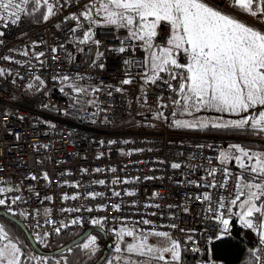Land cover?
Here are the masks:
<instances>
[{
	"label": "built area",
	"instance_id": "2783aa9c",
	"mask_svg": "<svg viewBox=\"0 0 264 264\" xmlns=\"http://www.w3.org/2000/svg\"><path fill=\"white\" fill-rule=\"evenodd\" d=\"M90 2L69 0L48 21L31 23L21 17L15 25L0 26V187L13 189L0 198L9 204L20 197L11 205L15 215L6 206L0 210L18 217L39 246L95 226L135 227L167 232L199 264H219L208 254L222 225L209 208L215 209L221 196L236 194L240 168L217 159L225 143L236 140L171 130L179 113L171 115L168 98L176 94L160 80L145 83L147 53L138 41L127 42L126 29L93 25L92 39L99 45L80 42L89 22L81 17L77 28L76 21L66 18L79 16ZM161 27L166 37L168 26ZM157 43L163 41L158 37ZM120 47L126 51L119 52ZM125 79L132 83L123 84ZM171 83L178 87L179 80ZM160 111L167 120L154 118ZM173 163L181 167L174 169ZM225 168L231 175L220 187ZM210 169L216 170L214 177ZM210 181L215 188L206 186ZM205 192L212 195L211 205L197 199ZM89 193L99 195L93 199ZM117 204L119 211L113 209ZM74 219L79 223L73 224ZM92 219L102 223L94 225ZM144 219L152 223L144 225Z\"/></svg>",
	"mask_w": 264,
	"mask_h": 264
},
{
	"label": "snow or ice",
	"instance_id": "6c2138e0",
	"mask_svg": "<svg viewBox=\"0 0 264 264\" xmlns=\"http://www.w3.org/2000/svg\"><path fill=\"white\" fill-rule=\"evenodd\" d=\"M68 3L69 0H63V4L61 0H0V26L15 25L21 20L22 15H32L41 12L42 9V18L48 21ZM227 8L258 18L264 23V0H226L221 3H214L211 0H91L84 6L79 16L72 14L66 19L76 21L77 28L80 26L81 17L89 22V29L84 32L81 43L92 40L99 45L98 40L92 39L91 28L103 22L104 25L126 29L129 44L139 41L146 46L145 50L150 55L146 58V71L143 73L145 83L155 84L160 80L167 84L176 94L175 99L168 98L174 108L171 115L176 117L179 113L181 116L193 117L192 120L174 119L175 127L251 129L253 132L264 134V30L248 24L227 11ZM96 17L100 19L97 20ZM162 25L168 26L166 37L161 36ZM77 28H73L72 31L75 32ZM3 35L4 32L0 31V36ZM158 37L163 43H157ZM53 51L55 52V49ZM118 51L123 53L126 48L120 47ZM23 54L27 55V52ZM42 55L43 53L39 54ZM97 55L100 56L102 53L98 52ZM181 56L185 58V62H181ZM4 59L9 58L4 57ZM100 67L103 65L101 64ZM161 73L167 75L168 79H164ZM3 74L4 70L0 69V75ZM63 79L68 80L69 77L65 76ZM172 80H179L178 87L172 85ZM122 83L130 84L132 80L125 79ZM74 90L85 91L82 88ZM93 91H99V88ZM116 91L120 92L122 89L117 88ZM158 99L162 100L163 97ZM160 107L163 109L168 105L161 104ZM201 112H215L220 115L195 116V113ZM224 114L239 118L224 120ZM154 118L168 119L163 111L154 114ZM217 159L221 163L234 160L241 170L236 176V194L231 198L221 196L215 201L217 207L209 208L214 218L223 226L217 238L222 239L231 231L230 221L225 217L224 210L228 211L229 216L238 215L239 223L244 228L264 229V153L252 152L239 144H233L227 151H221ZM171 167L178 169L181 165L173 163ZM111 170L116 171L114 168ZM96 171L101 170L96 169ZM215 174V169L209 170L210 176L214 177ZM224 175L225 180L220 187L226 186L231 175L227 168L224 169ZM43 178L49 179L46 173ZM31 179L35 180L37 177L33 175ZM118 182V180L113 181V183ZM129 182L123 181V183ZM98 183L105 182L101 180ZM206 186L215 188L216 184L210 181ZM11 191L12 188L0 187V195ZM126 194L134 195L133 192ZM88 195L95 199L99 194ZM114 195L119 196L120 193L115 192ZM69 198L77 199L76 196L64 197V199ZM19 199L20 197H15L11 203L6 204V200L0 198V206H6L8 211L15 215L11 205ZM46 199L50 200L51 197ZM197 199H202L209 205L213 203L212 195L208 192L201 193ZM232 207L238 208L239 212L232 213ZM113 209L119 211L120 206L114 205ZM74 210L79 211V209ZM87 210L92 211L91 208ZM72 223L77 224L79 220L74 219ZM91 223L99 225L102 221L92 219ZM142 223L150 225L152 222L144 219ZM60 230V228L55 229L57 233ZM117 237L114 250L122 254L117 259H122L123 264H152L153 261L162 264H180L181 244L173 240L167 232L137 230L135 227H130L121 228L117 232ZM125 237H132V242L125 243ZM149 237H156L164 243L151 244ZM85 241L77 246L94 252L96 237L86 236ZM261 241L264 242V231H261ZM122 243H125L123 248ZM124 253H127L126 257L123 256ZM22 255V248L13 242L5 228L0 226V264H23ZM133 256L143 259L133 260ZM257 259L259 260L260 257Z\"/></svg>",
	"mask_w": 264,
	"mask_h": 264
},
{
	"label": "trees",
	"instance_id": "16d2710c",
	"mask_svg": "<svg viewBox=\"0 0 264 264\" xmlns=\"http://www.w3.org/2000/svg\"><path fill=\"white\" fill-rule=\"evenodd\" d=\"M41 12H35L32 15H27V17L30 20L40 22L42 20ZM170 129L177 131H186L190 133H205L209 135H218L222 137L233 138L236 140L235 142L233 141L234 143L232 142L233 144H239L245 147L252 146L259 149L262 152L264 151V134L253 132L251 129L211 128V127L204 129H193V128L179 129L175 127L174 124H170ZM0 221L6 224L7 226H10L11 232L20 237V240L24 244V246L30 248L22 231L15 224L1 217H0ZM11 227L13 228V231ZM104 229L106 230L107 236L111 242L112 235L110 234L109 229L106 228ZM230 229L231 231L227 235H225L222 239L217 238L215 241H213V243L211 244V249H210V253L208 254V257L211 260L218 262L219 264H264L263 261H259L263 259L261 256L262 249L259 247V245L256 242H253L247 238V236L245 235V228L242 227L240 223L234 218H230ZM81 232L82 230L73 231L65 237L57 238L53 243L42 245L41 248L44 250L55 249L63 245L64 243L68 242L72 238L76 237ZM93 234L99 237V240H102V237L99 233L94 232ZM77 245L71 247L70 248L71 251H69L68 249L57 256L46 257V256L38 255L36 253L35 254L39 257L45 258L48 263L52 262L54 258H61L64 260L65 262L64 264H92L98 259L103 249L100 245V247L94 252L92 251L85 252L84 249H82ZM257 257H260V259L258 260ZM106 258L102 262V264L105 263ZM23 264H30V263H26V261H24ZM180 264H199V263L186 250L181 249Z\"/></svg>",
	"mask_w": 264,
	"mask_h": 264
},
{
	"label": "rangeland",
	"instance_id": "374dc122",
	"mask_svg": "<svg viewBox=\"0 0 264 264\" xmlns=\"http://www.w3.org/2000/svg\"><path fill=\"white\" fill-rule=\"evenodd\" d=\"M42 11H43V9H42ZM22 17L27 19L31 23H39L37 21H33V20L28 19L27 15H22ZM42 21H43V18H42V20L40 22H42ZM218 115H220V114L215 113V112L195 113L196 117H215V116H218ZM224 116H228V115L224 114ZM224 116H223L224 120H234V118L224 117ZM177 119L192 120L193 117L192 116H181V115H178ZM179 129H190V128H179ZM196 129H199V128H196ZM233 143H230V142L226 143V146L224 147L223 151H227L229 149V146L233 145ZM242 147H245V146H242ZM249 147H252V146H249ZM227 218L230 221L229 215L227 216ZM0 226L4 227L6 232L9 235V237L13 240V242H16L18 244V246L22 248V252H23V255L21 257L22 262L26 261V263H30V264H47L48 263L45 258L37 256L34 252L31 251L30 248H27L26 246H24V244L20 240V237L18 235H16V234L11 232L10 226H7L6 224L2 223L1 221H0ZM121 228H123V227H116V228L109 229V232L112 235V241H111L110 251L107 254V258H106V261H105L104 264H109V262H111V264H123V260L122 259H117V257H121L122 254L116 253L115 250H114L115 249V245H116V243L118 241L117 232H119V230ZM11 229L13 231L12 227H11ZM245 233H246V231H245ZM90 236H95L96 237V249H95V251L100 247V245L102 247V240H99V237H97L93 233H91ZM84 242H86V241H83V243ZM124 242L125 243H131L132 242V237H125L124 238ZM256 242L259 245V247L262 249L261 256H262L263 259L259 260V261H263L264 262V242H262L261 239H258V241H256ZM125 243L121 244L122 248L125 246ZM149 243L154 244V245H159V244L164 243V241L160 240V239H158L156 237H149ZM40 246H42V245H40ZM87 251H90V250H85V252H87ZM123 256L126 257L127 253H124ZM132 259L133 260H141L143 258L142 257L133 256ZM64 263L65 262H64L63 259L54 258V260L52 262L48 263V264H64ZM152 264H162V262L153 261Z\"/></svg>",
	"mask_w": 264,
	"mask_h": 264
},
{
	"label": "water",
	"instance_id": "95a60500",
	"mask_svg": "<svg viewBox=\"0 0 264 264\" xmlns=\"http://www.w3.org/2000/svg\"><path fill=\"white\" fill-rule=\"evenodd\" d=\"M0 217L12 222L13 224H15L22 231V233L25 236L31 250L38 255H42V256H46V257H52V256L60 255L61 253L65 252L66 250L70 249L71 247L85 241V237L90 236V234L94 233V232L99 233L101 235V237H102V248L103 249H102V252H101L100 256L98 257V259L92 264H102V262L107 257V254L111 248V242L107 236L106 230H104L100 226H95V227H90V228L84 229L79 235H77L76 237L72 238L68 242L64 243L63 245H61L55 249L44 250L36 243V241L34 240L33 236L29 232V230L25 227L23 222L18 217L10 215L8 213H5L1 210H0Z\"/></svg>",
	"mask_w": 264,
	"mask_h": 264
},
{
	"label": "crops",
	"instance_id": "0c3cea01",
	"mask_svg": "<svg viewBox=\"0 0 264 264\" xmlns=\"http://www.w3.org/2000/svg\"><path fill=\"white\" fill-rule=\"evenodd\" d=\"M211 2L221 3V2H223V0H211ZM227 11H229L233 15L238 16L240 19L246 21L248 24L254 25V26H256L260 30H264V23H261L258 18H252L249 15L241 14L240 12L235 11L232 8L228 9ZM96 19L99 20L100 18L99 17H96ZM99 26H111V25H104L103 22H101V24ZM139 43L145 49L146 46H144L141 42H139ZM146 53H147V56L149 57L150 53L148 51H146ZM224 117H230V118H234V119H238L239 118V117H236V116H229V115L228 116H224ZM246 148L249 151H252V152H261V153H264V151L262 152V151H260L259 149L255 148V147H246ZM225 164H227L229 167H232V168L238 167L236 165V163H235L234 160L231 161V162L225 163ZM231 211H232V213L235 214V213H238L239 212V209L236 208V207H232L231 208ZM229 218H234V219H236V220L239 221L238 215H231V216H229ZM245 231H246L245 235L247 236V238L249 240L253 241V242H256V241H258V239H261V231H264V229H260V228L248 229V228H245Z\"/></svg>",
	"mask_w": 264,
	"mask_h": 264
}]
</instances>
